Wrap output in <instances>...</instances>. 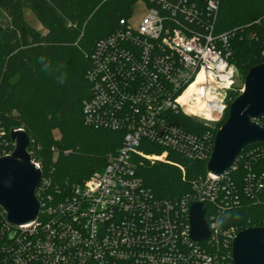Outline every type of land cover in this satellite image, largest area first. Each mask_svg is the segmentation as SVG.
I'll return each instance as SVG.
<instances>
[{
    "label": "built area",
    "instance_id": "1",
    "mask_svg": "<svg viewBox=\"0 0 264 264\" xmlns=\"http://www.w3.org/2000/svg\"><path fill=\"white\" fill-rule=\"evenodd\" d=\"M139 2L148 9L145 18L138 26L131 17L122 19L115 32L99 40L86 76L92 95L83 105L84 124L122 133L121 148L104 169L69 189L44 174L30 153L43 174L40 214L33 223L13 227L0 209V264L219 263L205 246L216 245L222 234L219 217L210 211L231 207V201L217 199L223 178L208 174L186 198L165 200L137 172L146 164L173 165L171 154L209 160L211 136L188 133L173 117L184 114L210 124L223 120L236 85L229 62L235 33H216L221 0ZM143 142L162 154L145 153ZM251 148L244 154L264 158V145ZM246 186L254 198L264 191V177L249 175ZM195 203L205 206L211 230L204 243L190 236ZM238 234L231 229L222 241L232 248ZM230 259L232 264V253Z\"/></svg>",
    "mask_w": 264,
    "mask_h": 264
},
{
    "label": "trees",
    "instance_id": "2",
    "mask_svg": "<svg viewBox=\"0 0 264 264\" xmlns=\"http://www.w3.org/2000/svg\"><path fill=\"white\" fill-rule=\"evenodd\" d=\"M137 2L0 0V158L12 154L7 149V145L13 144L11 134L24 130L32 138L36 133L40 135L45 148L41 146L38 156L44 160L34 155L33 159L42 161L44 174H52L61 188L81 184L104 169L108 157L121 148L123 134L84 124L83 105L92 95L86 76L97 42L115 32L120 20L130 18ZM25 10L37 18L44 34L26 22ZM229 32L235 33L229 62L245 79L253 67L264 63V0H221L216 33ZM240 95V90L230 93L229 107ZM228 111L229 108L223 120L215 124L184 114L174 116L173 122L199 138L211 136L213 145ZM259 124L264 127V119ZM66 140L68 149L73 140L89 144L86 154L78 149L64 152ZM140 149L147 154L163 152L146 142ZM56 152L59 159L54 163ZM168 159L173 165L146 164L137 172L160 199L186 198L193 186L208 176L207 160H189L172 154ZM178 167H183L184 172ZM249 175L264 177V158L251 159L243 154L235 169L217 183L218 202L231 201L227 210L210 211L219 217L222 234L216 245L205 247L217 257L218 264L231 263L232 248L222 241L223 233L231 229L240 233L249 228H264V191L254 198L249 196L246 191Z\"/></svg>",
    "mask_w": 264,
    "mask_h": 264
},
{
    "label": "water",
    "instance_id": "3",
    "mask_svg": "<svg viewBox=\"0 0 264 264\" xmlns=\"http://www.w3.org/2000/svg\"><path fill=\"white\" fill-rule=\"evenodd\" d=\"M228 118L217 132L210 158L208 174L226 177L235 169L249 148L264 145V63L253 67L247 74L244 91L229 107ZM15 151L0 158V209L7 222L18 227L35 222L41 206L37 191L43 174L33 163L29 152L32 141L25 131L11 134ZM190 236L195 243L210 240L211 230L206 208L195 203L190 212ZM232 264H264V228L241 231L232 242Z\"/></svg>",
    "mask_w": 264,
    "mask_h": 264
},
{
    "label": "rangeland",
    "instance_id": "4",
    "mask_svg": "<svg viewBox=\"0 0 264 264\" xmlns=\"http://www.w3.org/2000/svg\"><path fill=\"white\" fill-rule=\"evenodd\" d=\"M148 13V9L147 7L142 3V2H139L136 4L135 6V9L131 15V18H130V23L134 26H138L142 20L145 18V16L147 15ZM24 14H25V20L26 22L32 26L34 29L38 30L40 33L44 34L45 33V30L43 29L42 25L40 24V22L37 20V18L31 13V11L29 10H25L24 11ZM246 78V77H245ZM244 83H245V79H243V77L241 76V74H239L237 71H236V85H235V89H233V91H238L240 90V94L241 90H244ZM79 133V132H78ZM74 134V133H72ZM77 134V133H76ZM75 136V134H74ZM34 138H31V141H32V144H31V147L29 149V152L32 153L36 158L40 159V160H44L42 156H38V151L40 150L41 146L45 148V144L44 142H42V139L40 137V135H38L37 133L33 136ZM73 137V136H72ZM56 138H59V135L56 134ZM101 142V141H100ZM66 151L64 152H70L71 150H74V149H78V150H81L82 153L86 154V149L88 147L89 144H87L86 142H79L77 140H73V145L70 149H68V141L66 140ZM57 147V146H56ZM7 149L8 151H10L11 153H13L15 151V144H11V145H7ZM53 150H56L55 148H52ZM57 159H59V155L58 153L56 152L55 155H54V163H56ZM41 161V163H42ZM74 163V166L76 165L75 162ZM43 166V164H42ZM54 169L52 167H47V170L48 169Z\"/></svg>",
    "mask_w": 264,
    "mask_h": 264
},
{
    "label": "bare ground",
    "instance_id": "5",
    "mask_svg": "<svg viewBox=\"0 0 264 264\" xmlns=\"http://www.w3.org/2000/svg\"><path fill=\"white\" fill-rule=\"evenodd\" d=\"M192 89H193V88H192ZM192 89H191V90H192ZM193 111H194V112H197V110H196V109H195V110L193 109Z\"/></svg>",
    "mask_w": 264,
    "mask_h": 264
}]
</instances>
